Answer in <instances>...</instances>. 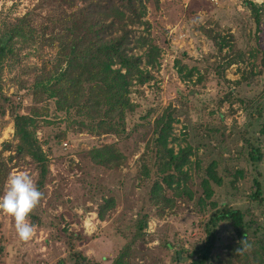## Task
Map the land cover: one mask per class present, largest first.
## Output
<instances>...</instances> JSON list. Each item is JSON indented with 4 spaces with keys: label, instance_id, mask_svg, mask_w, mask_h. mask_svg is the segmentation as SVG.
<instances>
[{
    "label": "rangeland",
    "instance_id": "374dc122",
    "mask_svg": "<svg viewBox=\"0 0 264 264\" xmlns=\"http://www.w3.org/2000/svg\"><path fill=\"white\" fill-rule=\"evenodd\" d=\"M66 4L0 0V30L33 13L39 32L48 26L47 36L63 34L54 26ZM145 8L143 21L150 28L130 26V54L141 58L140 70L150 79L132 83L133 111L122 122L117 115L105 118L103 104L89 117L82 106L68 114L69 103L59 110L56 99L37 97L36 76L53 71L61 42L42 49L17 44V55L5 69L4 94L15 112L46 111L37 136L50 173L41 189L44 199L32 213L39 222L29 217L35 228L29 241H21L14 219L0 212V264H57L68 255L63 230L85 234L78 248L103 264H111L128 243L130 264H190L206 242L205 224L222 205L241 210L253 224L252 233L264 234V0H147ZM115 78L104 69L96 82ZM88 89L76 87V92L88 94ZM96 92L103 94L100 87ZM72 96L85 101V94ZM259 109L263 116L254 119ZM166 111L174 120L168 149L175 155L191 151L179 173L164 171L163 161L155 166V121ZM109 122L108 129L97 128ZM13 135L8 111L0 115V151ZM249 143L263 154L262 161L250 159ZM95 149L104 151L94 155ZM106 154L108 161L100 164ZM20 170L37 184L34 164L27 160L10 174ZM169 174H175L170 182ZM255 180L263 186L261 202L252 197ZM110 198L114 208L102 220L98 210ZM234 237L231 228L219 225L211 264H221L228 244L236 248ZM252 240L245 251L250 257L257 251Z\"/></svg>",
    "mask_w": 264,
    "mask_h": 264
},
{
    "label": "trees",
    "instance_id": "16d2710c",
    "mask_svg": "<svg viewBox=\"0 0 264 264\" xmlns=\"http://www.w3.org/2000/svg\"><path fill=\"white\" fill-rule=\"evenodd\" d=\"M145 1L147 0H66L67 8L58 16L59 24L54 26L55 29H60L64 33L50 37L47 36V32L50 31L48 26H44L41 32L38 31L34 25L35 15L33 13H28L14 22L2 24L0 30V115L5 116L8 111L11 112L14 135L12 140L3 142L0 151V195L6 189L7 178L11 171L20 163L29 160L38 169L37 187L40 190L45 186L50 173L49 158L37 136L39 119L46 116V111L34 108L30 114L15 112L13 101L4 94L5 69L9 60L17 55V44L32 43L42 49L44 46H52L55 42H61L62 51L58 55L53 71L48 75L36 76L32 89L37 97L41 95L46 96V99H56L59 110H64L62 103H69L68 114L75 106H82L89 117H92L96 109L101 110L99 105L103 104L107 107L105 118L109 120L117 115L121 122L125 121L126 113L133 111L129 88L134 80L142 83L150 79L149 74L140 70L141 58L130 54V45L133 44V30L130 26L139 24L146 26L147 29L150 28V24L143 21L146 10ZM155 2L158 4L159 0ZM253 11L256 13L255 19L259 25L258 11L256 9ZM49 21L52 24L57 23L53 22V19ZM54 28L52 31L55 30ZM115 65L120 66V69L112 70ZM104 69L112 71L116 78L96 82ZM85 85L89 86L88 94L76 92V87L80 90ZM98 87L103 90V94H97ZM78 93L79 95L85 94L83 104L79 102V99H73L72 95ZM40 98L44 99V97ZM90 106L94 108L93 111L89 110ZM253 113L256 115L254 119L263 116L261 109ZM173 121V114L167 111L155 121V166L163 161L164 171L175 170L179 173L187 163L191 151L184 150L175 155L172 150L168 149L167 143L172 134ZM109 126L110 122L102 123L97 128L108 129ZM103 151L95 149L93 154H100ZM108 157L106 154L105 162L97 161L104 164L108 161ZM249 157L254 163L263 160V154L251 143H249ZM174 175L169 174L168 182L172 181ZM156 185L154 189L155 187L157 189L160 182L157 181ZM252 197L259 202L263 199V186L258 180H255V192ZM113 208L112 198L104 200L98 210L99 217L105 220L108 211ZM30 217L33 221L39 222L38 217L32 214ZM220 224L231 228L235 235L234 241L238 242L236 248L235 245L226 246L227 252L219 258L221 264H264V234L259 235L258 232L253 234V224L246 222L244 213L229 205H222L212 213L210 220L205 224L206 242L200 249L198 257L190 264H211L214 249L217 247L216 242L219 240L218 227ZM63 232L68 255L59 260L57 264H103L87 256L78 248L79 244L86 241L85 234L73 230H63ZM251 238L254 239L252 243L257 246V251L250 257L245 254V251ZM132 251V244H126L111 264H130ZM237 253H241L243 258L239 259Z\"/></svg>",
    "mask_w": 264,
    "mask_h": 264
},
{
    "label": "clouds",
    "instance_id": "9594fccd",
    "mask_svg": "<svg viewBox=\"0 0 264 264\" xmlns=\"http://www.w3.org/2000/svg\"><path fill=\"white\" fill-rule=\"evenodd\" d=\"M41 191L28 171H17L7 178L6 190L0 195V212L12 217L15 230L21 241H29L35 231L29 217L44 199ZM239 251V249H237Z\"/></svg>",
    "mask_w": 264,
    "mask_h": 264
}]
</instances>
